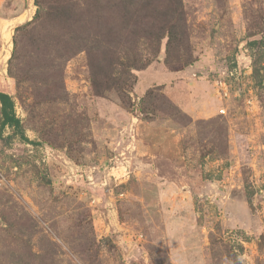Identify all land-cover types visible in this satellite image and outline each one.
Wrapping results in <instances>:
<instances>
[{
	"label": "rangeland",
	"instance_id": "rangeland-1",
	"mask_svg": "<svg viewBox=\"0 0 264 264\" xmlns=\"http://www.w3.org/2000/svg\"><path fill=\"white\" fill-rule=\"evenodd\" d=\"M182 2L0 0V264H264V0Z\"/></svg>",
	"mask_w": 264,
	"mask_h": 264
},
{
	"label": "trees",
	"instance_id": "trees-1",
	"mask_svg": "<svg viewBox=\"0 0 264 264\" xmlns=\"http://www.w3.org/2000/svg\"><path fill=\"white\" fill-rule=\"evenodd\" d=\"M141 1L143 0H121L120 5L123 7L122 10L124 12V15L127 17L130 14V9L133 6H135L137 2H141ZM164 1L166 2L164 4L166 6V11L162 16V19L159 20V25H157L154 32L153 31L149 32L146 35L149 40L153 41L154 43H157L158 45L157 53L158 51H160V46L164 39L167 38L168 50L169 48H171V46H173L175 42L180 41V35H182L183 33L182 27L184 26V24H182L184 23V6L182 0H164ZM35 2H36V6L39 7L40 0H35ZM86 15H88V18L85 19L84 22L87 26H90L93 23V18H92V14L90 13V10H87ZM31 24L32 23H29L27 25L29 26ZM126 24L127 22L125 23V25ZM107 42L110 43L111 41H107ZM139 61L140 62L138 63H142V62L144 63H142L140 66L135 65L138 64L137 62L126 65L127 72H129V75L133 70H142L146 68L151 64L153 60L147 57L146 60L144 61L139 60ZM99 70L100 68L97 69L96 66H94V68L92 69L93 72L92 83L94 85L96 93H98L99 95H103L104 91H108L111 88H113V83H117V82H114L113 80L110 84L107 83L105 84L104 80L100 81ZM134 79L136 82L137 78L134 77ZM120 81L122 82L123 79H121ZM127 82L128 79L122 82V88H124V86L127 85ZM0 105H1L0 138L3 139V133L6 128H11L14 131L13 135H20L23 140L29 142V139L25 136V131L23 128L22 121L17 116L15 109V102L12 96L9 95L8 93L0 92ZM13 135L11 137H13Z\"/></svg>",
	"mask_w": 264,
	"mask_h": 264
}]
</instances>
